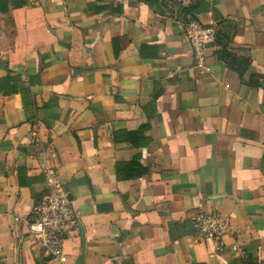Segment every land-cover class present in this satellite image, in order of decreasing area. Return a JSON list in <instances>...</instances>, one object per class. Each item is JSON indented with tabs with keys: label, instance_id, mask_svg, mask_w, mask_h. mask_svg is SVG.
Wrapping results in <instances>:
<instances>
[{
	"label": "crops",
	"instance_id": "obj_1",
	"mask_svg": "<svg viewBox=\"0 0 264 264\" xmlns=\"http://www.w3.org/2000/svg\"><path fill=\"white\" fill-rule=\"evenodd\" d=\"M187 18L216 33L209 74ZM49 166L77 217L62 260L29 236ZM199 211L229 220L220 249ZM0 264H264V0H10Z\"/></svg>",
	"mask_w": 264,
	"mask_h": 264
},
{
	"label": "built area",
	"instance_id": "obj_2",
	"mask_svg": "<svg viewBox=\"0 0 264 264\" xmlns=\"http://www.w3.org/2000/svg\"><path fill=\"white\" fill-rule=\"evenodd\" d=\"M36 1L27 0L28 4H36ZM183 25L192 47L194 69L202 74L211 73L213 68L207 62V51L215 42V31L193 18L185 19ZM39 156L45 158L46 154L42 152ZM44 175L50 190L35 206L29 236L35 250L49 258L62 260L65 240L77 231V217L67 194L61 189L55 168L49 166ZM191 224L198 239L212 241L217 249L222 247L223 236L229 230L228 219L215 211H199L192 214ZM233 252L243 254L237 246H233Z\"/></svg>",
	"mask_w": 264,
	"mask_h": 264
},
{
	"label": "trees",
	"instance_id": "obj_3",
	"mask_svg": "<svg viewBox=\"0 0 264 264\" xmlns=\"http://www.w3.org/2000/svg\"><path fill=\"white\" fill-rule=\"evenodd\" d=\"M14 6L23 5L26 3L27 0H11ZM10 0H0V11L7 12L9 8ZM216 41V40H215Z\"/></svg>",
	"mask_w": 264,
	"mask_h": 264
},
{
	"label": "water",
	"instance_id": "obj_4",
	"mask_svg": "<svg viewBox=\"0 0 264 264\" xmlns=\"http://www.w3.org/2000/svg\"><path fill=\"white\" fill-rule=\"evenodd\" d=\"M80 260H82V257L80 258ZM82 261H80V263H81Z\"/></svg>",
	"mask_w": 264,
	"mask_h": 264
},
{
	"label": "rangeland",
	"instance_id": "obj_5",
	"mask_svg": "<svg viewBox=\"0 0 264 264\" xmlns=\"http://www.w3.org/2000/svg\"><path fill=\"white\" fill-rule=\"evenodd\" d=\"M194 232V231H193Z\"/></svg>",
	"mask_w": 264,
	"mask_h": 264
}]
</instances>
